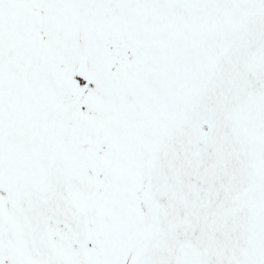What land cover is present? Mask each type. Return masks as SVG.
Here are the masks:
<instances>
[{
	"label": "snow or ice",
	"instance_id": "snow-or-ice-1",
	"mask_svg": "<svg viewBox=\"0 0 264 264\" xmlns=\"http://www.w3.org/2000/svg\"><path fill=\"white\" fill-rule=\"evenodd\" d=\"M0 264H264V0H0Z\"/></svg>",
	"mask_w": 264,
	"mask_h": 264
}]
</instances>
